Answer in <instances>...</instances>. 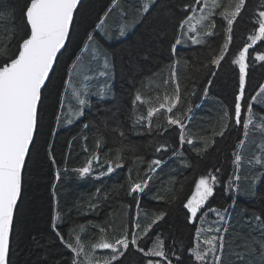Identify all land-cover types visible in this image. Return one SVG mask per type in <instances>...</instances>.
<instances>
[{
  "label": "snow or ice",
  "instance_id": "obj_1",
  "mask_svg": "<svg viewBox=\"0 0 264 264\" xmlns=\"http://www.w3.org/2000/svg\"><path fill=\"white\" fill-rule=\"evenodd\" d=\"M249 4L250 0H226V3L211 0V4L209 0H187L179 6L181 18H177L176 10L166 0H141L137 7L131 9V15L120 6L119 0H112L104 16L99 18L91 31L85 33L82 46L68 69L67 84L72 86L71 92L77 107L70 109L71 118L66 117L67 123L83 116L84 109L90 106L91 94L99 96L101 100L115 97L109 81L115 76L116 54L105 48L98 37L111 40L114 28L118 29V37H125L128 31L140 25L149 36L159 38L161 42L169 40V51L173 55L185 43L204 44L207 37L223 33L221 46L218 51L213 50L212 58L203 67L209 68L210 76H216V72L211 71L209 66L219 68L221 62L228 57L231 63L238 66V88L231 114L224 108L220 131L214 132L213 137H224L230 125L242 128V135L232 152L233 174L226 178L231 203L222 207L209 204L217 186L225 183L221 169L213 166L214 171L209 170L199 176L194 192L182 204L186 210L187 223L200 225L195 229L193 246L186 248L182 241L164 233L149 235L154 226L168 215L167 211L162 210L143 225L137 220V231L131 233L125 230L120 235L108 238L106 229L100 227L99 239L95 243H89V251L85 252V245L81 243L79 234H75V243L72 242L74 229L70 231L69 239L65 240L64 235L58 231L55 221L59 216H56L51 228L64 247L74 254L70 264H116L125 256L130 246L147 258L145 264H173L174 260L175 264H264V209L250 211L242 208L238 214L233 215L237 197L242 192L254 194L257 185L264 182V112L259 111L264 109V85L246 96L250 61L252 67H255L256 62H264V0H258L261 10L252 14V33L237 52L230 54L234 26L245 20ZM84 6V0H24L23 8L18 9L15 3L0 0V26L4 29L0 35L6 38L0 41V264H13V238L19 205L22 203L23 174L30 148L34 146V139L42 126L44 93L55 75V69L59 67V57L72 45L73 37L77 35L76 29ZM114 9L120 12L121 17L116 26L106 23ZM216 16L222 18L219 28L213 18ZM257 41H261L260 46L254 47ZM149 61L147 51L130 54L126 66L127 76L135 80L145 71ZM93 64H99L103 70L88 75ZM261 66L264 67V63ZM171 75L175 83L174 94L166 95L165 102L158 107H149L146 116L138 115L134 110L132 119L137 124L147 121V127L151 130L152 117L164 109L169 114L166 116L167 124L176 126L179 131L180 149L171 148V155L181 158V163L186 167H192L181 151L184 145L187 144L192 152L203 157L215 144V138L209 141L190 132L186 135L187 126L184 121L190 123L191 115L173 114V109L181 101V89L176 73L173 71ZM98 77L105 78L103 87L95 86L96 91L93 93L94 85L91 82ZM212 83V80L207 81L208 86ZM67 91L66 87L65 92ZM203 93L207 96L208 87L204 88ZM136 102H144L139 92L134 97L133 103ZM191 111L189 108L188 113ZM244 113L246 116L242 115ZM84 127L87 128L88 125L84 124ZM157 129V134L161 136L168 131L159 124ZM119 135L124 137L125 133L119 130ZM257 135L259 142L255 138ZM198 140L202 142V146H197ZM246 145L255 146L257 152L246 158ZM99 146L100 140L97 141V148ZM170 147L164 144L157 151L163 149L168 153ZM94 163L103 167L98 153L91 154L83 166L72 171L81 178L90 176L95 171ZM106 163V171L99 172L100 176L110 175L116 168L122 167L119 156L117 160ZM163 163V157L151 160L145 178L132 182L128 194L142 193L153 179L151 173ZM243 168H248L249 171L244 175L246 187L241 189L239 172ZM59 178L58 172L57 179ZM176 199L178 197L174 196L173 201ZM80 227L83 230L84 226ZM166 240L169 241L167 245ZM96 249H110L111 255L101 261L94 257ZM82 256L84 260L80 259Z\"/></svg>",
  "mask_w": 264,
  "mask_h": 264
},
{
  "label": "trees",
  "instance_id": "obj_2",
  "mask_svg": "<svg viewBox=\"0 0 264 264\" xmlns=\"http://www.w3.org/2000/svg\"><path fill=\"white\" fill-rule=\"evenodd\" d=\"M6 2L15 3L18 9L24 5V0ZM119 2L131 15V9L137 7L141 0ZM166 2L176 10L177 18H181L178 8L187 0ZM222 2L226 3V0ZM84 4L76 29L77 35L73 37L72 45L59 57V67L55 69V75L44 93L42 126L34 139L23 175L22 203L19 205V217L13 238V264H70L74 254L64 247L51 228L56 216H59L55 221L58 231L64 235L65 240L69 239L70 231L74 229L72 242L75 243V234H79L81 243L85 245V252H88L89 243H95L101 235L100 227L106 229L108 238L120 235L125 230L131 233L137 231V220L143 225L155 213L163 210L168 215L154 226L149 235L164 233L182 241L186 248L191 247L194 245L195 229L200 225L187 223L186 210L182 204L194 192L199 176L209 170L214 171L213 166L221 169L225 183L217 186L209 204L222 207L232 201L227 193L226 178L232 176L234 171L232 152L241 138L242 128L230 125L224 137H213V133L220 131L224 108L230 114L233 109L238 88V67L228 57L221 62L219 68L209 66L211 71L216 72V76H210L209 68L203 67L212 58L213 50L218 51L221 46L223 33L207 37L204 44L179 46L175 55L169 51V40L161 42L159 38L149 36L140 25L128 31L125 37H118L116 28L111 33V40L98 37L105 48L116 54L115 76L110 82L115 97H105L103 100L99 96L92 98L83 117L73 125L64 127L62 124L66 116L60 119V112L69 66L82 46L85 33L91 31L99 18L104 16L112 0H84ZM259 10L258 0H250L245 20L234 26L230 54L237 52L252 33L251 17L254 11L258 13ZM214 19L219 28L222 18L216 16ZM120 20V12L114 9L106 23L116 26ZM3 31V26H0V33ZM5 39V36L0 35V41ZM260 44L261 41H258L254 47H259ZM145 51L149 53L150 61L147 62L145 71L132 80L126 74L128 57L130 54L136 55ZM262 63L264 62H256L255 67H252L250 61L246 96L264 85ZM96 65L102 70L99 64ZM173 71L181 89V101L173 109V114L191 115L190 123L184 121L187 126L186 135L190 132L209 141L215 138V144L203 157L192 152L187 144L184 145L181 151L192 167H186L181 163V158L171 155V148L180 149L179 131L176 126L167 124L166 116L169 114L164 109L152 117L151 130L147 127V121L137 124L132 119L134 110L138 115L146 116L149 107H158L165 102L166 95L174 94L175 83L171 75ZM208 80L213 81L211 86L207 85ZM165 81L168 83L165 84ZM98 86L103 87L100 79ZM205 87H208L209 98L198 108ZM137 92L143 103H133ZM189 108L192 110L190 114ZM72 109L74 110L73 107ZM259 111L264 112V109ZM84 124L88 127L85 128ZM158 124L168 129L162 136L157 134ZM117 129L125 133L124 137L119 135ZM255 138L259 142V136ZM164 144L171 146L169 152L165 153L163 149L158 152L157 148ZM197 146H202V142L198 140ZM246 147V158L257 152L255 146ZM93 153H98L103 167L94 163L95 171L92 175L84 178L76 175L72 170L83 166ZM118 156L122 167L116 168L110 175L100 176L99 172L106 171V161H115ZM161 157L165 163L151 173L153 179L148 182L145 190L129 195L130 184L143 180L150 161ZM248 171V168H243L239 172L241 189L246 187L244 175ZM174 196L178 197L175 201ZM242 208L250 211L264 209V182L257 185L254 194L242 192L237 197L233 215L238 214ZM144 214L148 215L147 219L143 218ZM81 225L84 226L83 230ZM168 243L166 240V245ZM148 246L150 245H146ZM99 253L98 257L95 250L94 257L102 261L109 251L102 249ZM80 259L84 260V257ZM146 259L130 246L125 256L116 264H145Z\"/></svg>",
  "mask_w": 264,
  "mask_h": 264
},
{
  "label": "rangeland",
  "instance_id": "obj_3",
  "mask_svg": "<svg viewBox=\"0 0 264 264\" xmlns=\"http://www.w3.org/2000/svg\"><path fill=\"white\" fill-rule=\"evenodd\" d=\"M209 4H211V0H209ZM218 11V10H217ZM197 15H199V12H197ZM213 18H215V17H213ZM258 42V41H257ZM191 45H195V44H191V43H185V44H183V45H181V46H183V47H187V46H191ZM87 59V57L85 58V60ZM238 67V66H237ZM101 69H99L98 68V66L96 65V64H93L92 65V71H90L89 73H88V75H93L95 72H98V71H100ZM103 70V69H102ZM75 79V78H74ZM101 80L102 82H104V80H105V78L104 77H98V79H96V80H93L91 83L94 85V87H93V89H92V92L93 93H95V91H96V87L95 86H98V80ZM109 82H111V81H109ZM66 87L68 88V91L67 92H65V90H64V93H63V97H62V104H63V107L61 108V112H60V119L62 118V117H64V115L66 116V117H68V118H71V112H70V109H72V107L75 109L76 107H77V102H76V99L74 98V96L72 95V92H71V85H68V84H66ZM94 97H97L98 98V96H96L95 94H91L90 95V101L92 100V98H94ZM197 107H199V105H197ZM87 108L88 107H86L85 109H84V111L85 110H87ZM84 115V114H83ZM245 116H246V114H245ZM83 116H80L79 118H73V122L72 123H67V119L65 118V120H63V126L64 127H69V126H71V125H73L74 123H76L79 119H81ZM147 216L148 215H146V214H144V216H143V218L144 219H147ZM99 250H102V249H96V252L98 253V257H99V255H100V253H99ZM107 251H109V253L106 255V256H110L111 255V250L110 249H107ZM97 257V258H98Z\"/></svg>",
  "mask_w": 264,
  "mask_h": 264
},
{
  "label": "water",
  "instance_id": "obj_4",
  "mask_svg": "<svg viewBox=\"0 0 264 264\" xmlns=\"http://www.w3.org/2000/svg\"><path fill=\"white\" fill-rule=\"evenodd\" d=\"M63 51V50H62ZM30 150H31V148H30ZM27 160H28V158L26 159V163H27ZM24 175V174H23Z\"/></svg>",
  "mask_w": 264,
  "mask_h": 264
}]
</instances>
